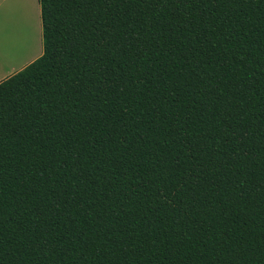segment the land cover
<instances>
[{
	"label": "trees",
	"instance_id": "obj_1",
	"mask_svg": "<svg viewBox=\"0 0 264 264\" xmlns=\"http://www.w3.org/2000/svg\"><path fill=\"white\" fill-rule=\"evenodd\" d=\"M38 2L0 264H264V0Z\"/></svg>",
	"mask_w": 264,
	"mask_h": 264
},
{
	"label": "rangeland",
	"instance_id": "obj_2",
	"mask_svg": "<svg viewBox=\"0 0 264 264\" xmlns=\"http://www.w3.org/2000/svg\"><path fill=\"white\" fill-rule=\"evenodd\" d=\"M9 47L23 52V63L42 51L38 0H0V51Z\"/></svg>",
	"mask_w": 264,
	"mask_h": 264
},
{
	"label": "crops",
	"instance_id": "obj_3",
	"mask_svg": "<svg viewBox=\"0 0 264 264\" xmlns=\"http://www.w3.org/2000/svg\"><path fill=\"white\" fill-rule=\"evenodd\" d=\"M7 51H8L7 53L4 52L2 53V51H0V81L16 73L17 71L21 70L27 64H29L30 62H32L42 54V51H40L37 55H34L30 59H28L25 63H23L21 62L23 56L22 51L16 53L15 49L11 47H9Z\"/></svg>",
	"mask_w": 264,
	"mask_h": 264
}]
</instances>
